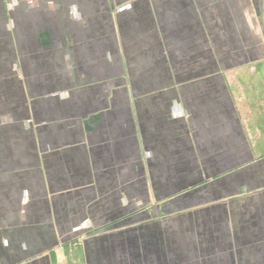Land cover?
Listing matches in <instances>:
<instances>
[{"label":"crops","instance_id":"0c3cea01","mask_svg":"<svg viewBox=\"0 0 264 264\" xmlns=\"http://www.w3.org/2000/svg\"><path fill=\"white\" fill-rule=\"evenodd\" d=\"M251 2L0 0V264H264Z\"/></svg>","mask_w":264,"mask_h":264},{"label":"rangeland","instance_id":"374dc122","mask_svg":"<svg viewBox=\"0 0 264 264\" xmlns=\"http://www.w3.org/2000/svg\"><path fill=\"white\" fill-rule=\"evenodd\" d=\"M250 5L251 36L259 43L260 53H264V0H252ZM13 97L18 99L16 94Z\"/></svg>","mask_w":264,"mask_h":264}]
</instances>
